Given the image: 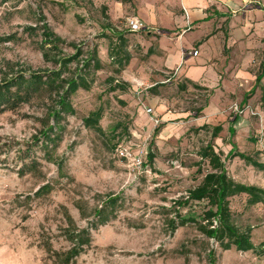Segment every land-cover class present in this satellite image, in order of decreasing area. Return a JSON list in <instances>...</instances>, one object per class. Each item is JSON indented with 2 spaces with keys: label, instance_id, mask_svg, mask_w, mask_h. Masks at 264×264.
Wrapping results in <instances>:
<instances>
[{
  "label": "rangeland",
  "instance_id": "obj_1",
  "mask_svg": "<svg viewBox=\"0 0 264 264\" xmlns=\"http://www.w3.org/2000/svg\"><path fill=\"white\" fill-rule=\"evenodd\" d=\"M115 3L0 0V80L20 72L45 74L56 69L40 49L44 23L63 40L59 44L61 57L74 54V47L86 56L97 49L103 63L100 71L87 68L82 72L90 88L79 89L70 97L75 112L61 123L62 141L55 154L63 162V174L35 145L43 137L45 114L55 96L35 99L0 115V264H54L45 246L50 244L58 252L69 249L64 237L69 227L67 214L77 228H86L93 220L94 208L108 195L119 197L116 217L91 230V246L71 264H264V256L254 252L223 251L193 224L172 232L168 222L178 211L174 201L201 183L208 166L198 153L208 143L224 156L234 146L233 150L264 165V77L253 94L252 85L240 87V99L234 96L227 104L223 123L208 120L201 112L211 90L191 86L181 90L180 82L173 78L165 83L143 79L135 63L118 72L109 55L110 48L119 46L111 26L126 32L132 57L140 63L145 59L126 26L125 18L133 14L134 5L131 3L130 15L113 20ZM226 28L224 23L223 30ZM247 50L253 51L254 57L246 66L256 76L264 64V40H255ZM71 68L73 71L75 66ZM245 93L249 96L243 102ZM99 108L103 110L100 133L83 123ZM147 108L153 109L151 115ZM177 112H187L188 118L177 119ZM145 118L147 126L142 125ZM205 122L211 128L222 124L223 132L213 139L212 129L198 125ZM229 124L234 125L233 135L227 131ZM117 145L140 156L142 167L119 157ZM27 150L30 155L25 154ZM149 152L155 155L152 164L147 163ZM32 160L37 163L31 165ZM25 163L29 165L25 167ZM226 165L235 181L264 189L261 169L238 157L228 158ZM45 185L49 191L38 195ZM247 200L246 195H238L230 200V207L235 224L242 229L250 227L251 240L258 247L264 244V203L250 205ZM204 210L205 202L190 203L180 213L202 220ZM211 249L216 260L210 263Z\"/></svg>",
  "mask_w": 264,
  "mask_h": 264
},
{
  "label": "trees",
  "instance_id": "obj_2",
  "mask_svg": "<svg viewBox=\"0 0 264 264\" xmlns=\"http://www.w3.org/2000/svg\"><path fill=\"white\" fill-rule=\"evenodd\" d=\"M122 3H129L131 0H116ZM45 18H43V22ZM115 27V26H114ZM117 34L118 47L116 50L110 48V57L114 60L118 67V72L123 71L131 60V54L128 50L129 42L124 33H118L110 28ZM43 33V42L40 49L46 61L52 62L56 69L53 71L41 73H30L29 75L20 72L14 76L6 77L0 80V115L7 111H14L22 105L30 104L35 99H45L55 96L56 100L47 109L45 114L46 128L42 131V139H37V149L40 150L42 155L47 161L54 163L60 173L63 174V162L56 158L55 154L59 149L62 141L60 131L64 118L67 115L74 114L75 110L70 102V97L74 95L79 89H89L90 83L82 75L85 69H93L94 72L103 69V63L98 56L97 49H93L86 56L83 50L79 47H74L75 53L67 56H60L59 44L63 40L57 36L47 23L41 26ZM114 52V53H113ZM72 66H75L72 71ZM264 77V64L261 66V73L256 76L255 85L251 89L255 91ZM194 89H201L199 86L190 82ZM118 87V86H116ZM112 88V91L116 90ZM181 90L186 87L180 85ZM264 91V90H263ZM248 99V97L246 98ZM103 110L101 108L89 113L83 119L84 126L102 132L100 121L102 119ZM237 120V119H236ZM53 123V125L50 124ZM201 129H212V137H219L222 132L221 126L211 128L209 125H203ZM230 134L233 135L232 130ZM159 130L155 132L158 134ZM119 145L116 146L115 152ZM234 149V146H233ZM231 150L227 156L215 150L212 143H208L205 147L201 148L198 156L203 163L208 166L207 171L203 174L201 183L187 192L186 196L181 197L179 200L174 201L175 218L170 219L168 222L171 225V230L174 232L178 227H184L188 224H193L196 229L208 240L215 242L223 251H228L234 248L239 252H254L259 256H264V244L255 246L252 242L251 228L242 229L234 222L233 212L230 207V200L238 195H246L250 205L264 203V189L239 183L231 177L227 170L226 160L229 158H240L244 162L259 168L264 171V165L252 160L251 157L245 153ZM117 153V152H116ZM26 155H30L27 150ZM26 156L23 157V159ZM155 155L152 152L147 154V163L152 164ZM24 161V160H23ZM37 160H32V164H36ZM29 164L25 163L24 166ZM199 171V170H198ZM50 187L45 185L37 192L38 195L48 192ZM206 203V210L203 212V219L197 220L195 218H185L180 209L185 208L190 203ZM119 207V197L108 195L99 206L93 210V220L89 222L86 228H77L67 214L69 227L66 229L64 237L70 244V247L65 252H58L48 244L45 246L49 259L54 264H71L77 257L84 253L92 244L91 230L97 229L99 226L107 224L109 221L116 217ZM82 210V209H81ZM81 216L86 219L87 216L84 211H81ZM209 262H215L216 252L214 249L209 250Z\"/></svg>",
  "mask_w": 264,
  "mask_h": 264
},
{
  "label": "crops",
  "instance_id": "obj_3",
  "mask_svg": "<svg viewBox=\"0 0 264 264\" xmlns=\"http://www.w3.org/2000/svg\"><path fill=\"white\" fill-rule=\"evenodd\" d=\"M131 3L133 14L129 11ZM114 10L113 20L131 14L129 17H137L148 27L144 33L130 35L135 37L145 61L140 63L131 57L128 66L135 63L139 76L146 80L152 78L165 83L173 78L185 87H192L191 82L211 90V97L201 112L208 120H225L224 110L234 96L240 99V87L245 83L254 87L257 75L246 66L254 53L247 47L255 40H264V0H131L129 3L116 1ZM224 23L226 30H223ZM116 28L118 33L126 34ZM128 50L133 56L131 46ZM193 51L198 54L190 55ZM248 96L245 93L242 101ZM188 115L177 112L173 116L186 119ZM205 123L198 125L209 124ZM142 125H149V120L145 118ZM218 126L224 129L222 124ZM229 130L235 133L233 124L228 126L230 134Z\"/></svg>",
  "mask_w": 264,
  "mask_h": 264
},
{
  "label": "built area",
  "instance_id": "obj_4",
  "mask_svg": "<svg viewBox=\"0 0 264 264\" xmlns=\"http://www.w3.org/2000/svg\"><path fill=\"white\" fill-rule=\"evenodd\" d=\"M126 26L129 30V32H131V33H140L142 31H148L147 25L144 24L141 20H139L137 17H134V16L127 18ZM189 54L196 56L198 54V52L193 51V52H189ZM139 86H142V83L139 84ZM145 111L149 115H151L153 113L152 108H147V109H145ZM153 122L155 124L158 123V119L154 118ZM116 152L119 155V157H121L123 159H130L133 166L139 167V168L142 167L143 161H142L141 157L140 156H133L131 154V152L128 151L127 147H125L123 145H119Z\"/></svg>",
  "mask_w": 264,
  "mask_h": 264
}]
</instances>
